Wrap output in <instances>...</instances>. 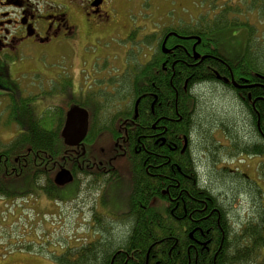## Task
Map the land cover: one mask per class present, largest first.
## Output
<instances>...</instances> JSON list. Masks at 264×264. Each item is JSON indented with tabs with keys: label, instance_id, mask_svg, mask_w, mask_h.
Here are the masks:
<instances>
[{
	"label": "flooded vegetation",
	"instance_id": "flooded-vegetation-1",
	"mask_svg": "<svg viewBox=\"0 0 264 264\" xmlns=\"http://www.w3.org/2000/svg\"><path fill=\"white\" fill-rule=\"evenodd\" d=\"M106 1L93 4L94 0H81L79 14L85 27L97 30L112 19L103 10ZM250 31L248 27V34ZM79 33L80 25L69 22V12L54 0H0V97L7 99L5 115L11 98H15L8 64L31 57L36 51L41 57L61 44L73 42ZM168 33L174 32L162 35L165 48L160 44L157 49L155 44L154 49L139 54L141 60L138 55H125L118 75L103 82L99 89L105 96L100 97L112 103L105 105L104 111L114 106L109 113L80 105L92 91L78 90L75 95L71 80L67 81L69 88L59 90L58 80L54 82L55 91L53 83L43 91L55 95L56 100L66 95L71 101L68 108L78 105L88 111L83 140L69 146L62 162L48 169L53 182L60 167L67 168L73 178L66 193L59 189L67 185L57 186L54 182V200H75L83 192L82 202L88 206V221L83 228L88 234L79 247L86 246L85 264L91 263L90 255L99 257V264H138L135 237L143 232H147L143 264L233 263L234 232L239 231L241 220L237 222L239 214L233 212L238 210L234 211L231 204L234 196L245 198V193H251L242 163L248 167L250 156L264 154V135L260 133L264 74L252 68L247 59L237 64L234 59L238 56L226 57L200 35ZM171 36L177 41L166 44ZM252 53L255 64L260 65V52L254 48ZM152 60L154 63L147 68L150 76L138 81L135 70ZM191 78L202 81L188 84ZM197 86L205 93L227 98L220 116L213 104H201L200 92L194 89ZM107 87L111 91L105 90ZM92 95L102 102L95 93ZM213 109L214 115L210 113ZM200 112L201 119L196 117ZM197 127L203 133L200 146L193 138ZM18 128L23 129L21 125ZM53 128H57V122L48 131ZM219 133L226 137L225 143L216 137ZM232 161L235 165L230 167ZM199 168L209 169L208 175L214 169L215 175L217 171L231 186L238 184L240 190L231 195L214 192L200 182ZM113 191L116 195L118 192L117 204L110 199ZM249 209L247 216L256 210L255 206ZM117 229L121 234L114 242L110 235ZM127 241L129 245H125ZM228 244L233 249L225 251ZM79 254L76 251L71 255Z\"/></svg>",
	"mask_w": 264,
	"mask_h": 264
},
{
	"label": "rangeland",
	"instance_id": "rangeland-1",
	"mask_svg": "<svg viewBox=\"0 0 264 264\" xmlns=\"http://www.w3.org/2000/svg\"><path fill=\"white\" fill-rule=\"evenodd\" d=\"M54 1L69 12V22L80 25L77 39L69 44H61L41 57L39 51H36L31 57L8 64L15 98L34 97L29 103L32 114L37 119L45 117L51 109L63 107L69 101L66 95V98L56 100L55 95L51 97L50 93L43 92L52 83V91H55L57 85L54 82L58 80L59 90H62L61 87L69 88L67 81L71 80L75 95L78 90L92 91L89 95L95 93L99 101L102 100L100 104H105L106 107L109 103L112 104L110 100L103 102V97H100L105 96L99 89L104 86L103 82L107 77L118 75L125 55L140 57L148 49H154L168 27L183 25L190 28L198 23L211 24L218 16L227 17V23L234 24L214 32L220 53L229 58L243 54L250 27L251 37L262 41V44L255 46L262 54L260 62H264V0H107L103 10L112 19L97 30H90L83 25V18L80 16L81 0ZM114 54L116 56L112 58ZM198 88L200 86L194 89L200 92L198 96L201 104L209 107L213 104L220 116L227 98H219L216 94L205 93ZM109 89L107 87L105 90ZM100 91L104 94L98 96ZM5 99L0 97V149L21 132L19 123L9 120L8 114L5 115ZM214 109L210 112L213 115ZM113 110V105L107 112L103 105L101 107L103 113ZM201 116V112L196 115L199 119ZM198 129L199 127L193 138L200 146L203 143V133H199ZM216 137L225 143L226 137L220 133ZM232 162L228 163L230 167L235 165ZM247 162L248 167L242 163V168L247 172L252 194L245 193V198L236 195L231 204L234 211L238 210L233 215L239 214L236 216L237 220H241L237 221L239 223L251 211L250 206L264 210V154L252 155ZM198 170L200 182L216 193L231 195L233 191L235 194L240 190L238 184L231 186L217 171L215 175L212 168L209 175V169ZM3 181L13 195L0 197V264H56V256H61L65 247H77L86 239L88 233L83 227L88 221V206L85 201L82 202L83 192L75 200H70L69 197L54 200L55 198L45 196L26 174L15 178L7 177ZM67 188L68 185L59 190L66 193ZM59 194L62 196L60 192ZM110 199L117 204L120 201L118 192L116 195L113 191ZM120 234L119 229L114 230L110 238L116 242ZM259 263L264 264V250L257 263L253 264Z\"/></svg>",
	"mask_w": 264,
	"mask_h": 264
},
{
	"label": "trees",
	"instance_id": "trees-1",
	"mask_svg": "<svg viewBox=\"0 0 264 264\" xmlns=\"http://www.w3.org/2000/svg\"><path fill=\"white\" fill-rule=\"evenodd\" d=\"M226 19L227 17L218 16L214 21H212L211 24L198 23L194 24L190 28H187L183 25H178L176 27H168L165 30L166 32L173 31L178 35H200L202 40H205L206 42L208 41L212 44V47L217 50V39L214 32L219 28L234 24L227 23ZM251 34L252 33L250 32L244 53L241 56L235 58L234 61L237 64H241L247 59L249 60V65L252 68L261 71L264 74V62L261 61L260 65L263 63L261 66L257 63L255 64L253 60L254 57L252 56V52L255 48L258 52H260L259 57H262L261 51L255 46L257 44H262V41L251 37ZM161 40L162 37L159 39V41H157V49L160 47L162 42ZM176 41V38L171 36L168 38L166 44H174ZM156 55L157 54H155L153 58ZM153 60L147 63L145 66L140 65V67L135 70L138 81H141L144 76L150 74V72H147V68L149 65L154 63ZM189 74L190 73L187 72V76ZM191 81L194 83H199L202 81V79L191 78L188 81V84H190ZM32 99H34V97H28L26 100L20 97L11 98L10 111L8 112L9 120L18 122L23 129L9 143L4 144L2 149H0V197H8L13 195L8 189L7 183L3 181V179H6L7 177L15 178L29 174V176L31 175L33 178L35 184L42 188L49 197L56 198V186L52 180L51 172L49 173L48 169L53 167L54 163H61L62 157H64L68 150L71 149L70 147L64 145L60 136V128L63 124L64 113L70 105V101H66L63 107L58 105L59 107L55 108L54 110L51 109L50 111H47V113L44 115L45 117L37 119L34 117L30 109L29 102H31ZM79 104L88 110L95 108L96 112L101 111L102 105L105 107V104H100V102L94 99V95H90L89 99L86 100L85 103ZM261 112L263 113V121L261 123L262 127L260 129V133L264 135V105L261 108ZM54 122H57V128H53V131H48ZM20 169L21 172L15 175V173ZM202 190L204 193H207L205 188ZM234 233L236 246L233 262L240 264L257 263L259 255H261V252L264 250V210L260 211L259 208H257L252 215L247 216L241 222L239 231ZM153 236L154 240L158 238L156 232L153 233ZM146 237L147 232L140 234L138 233L135 237L136 250L139 251L138 264H143V254L146 249ZM125 245H129L128 241ZM85 247H65L64 252L61 253L62 255L56 256V264H85V260H87V255H85L83 252ZM228 249L232 250L233 246L228 244L225 248V251ZM76 251L80 254L76 255V257H73L71 254L75 253ZM90 256V264H99V257L95 255ZM105 259L107 260V257H105ZM220 264L230 263L220 262Z\"/></svg>",
	"mask_w": 264,
	"mask_h": 264
},
{
	"label": "water",
	"instance_id": "water-1",
	"mask_svg": "<svg viewBox=\"0 0 264 264\" xmlns=\"http://www.w3.org/2000/svg\"><path fill=\"white\" fill-rule=\"evenodd\" d=\"M100 0H94L93 4L99 3ZM174 34L169 33L167 36ZM165 36V37H167ZM165 39L161 47L165 48ZM88 128V112L85 108L78 105H71L65 112V119L61 129V137L66 146H76L83 140ZM72 180L71 172L60 167L54 175V182L58 186L65 185Z\"/></svg>",
	"mask_w": 264,
	"mask_h": 264
}]
</instances>
